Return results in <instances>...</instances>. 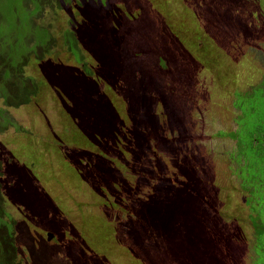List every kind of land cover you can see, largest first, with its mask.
<instances>
[{
	"label": "rangeland",
	"instance_id": "rangeland-1",
	"mask_svg": "<svg viewBox=\"0 0 264 264\" xmlns=\"http://www.w3.org/2000/svg\"><path fill=\"white\" fill-rule=\"evenodd\" d=\"M105 2L73 0L79 17L69 8L45 7L35 18L54 38L72 29L82 48L76 62L58 41L41 60L21 67L45 81L41 98L5 105L0 78V111L17 126L0 133V202L14 222V264H253L254 233L228 135L238 128V94L257 88L264 76V0ZM83 18L86 28L79 25ZM92 29L101 41L119 39L110 83ZM45 64L58 75L84 76L90 68L98 79L95 98L110 99L115 123L136 135V154L109 155L104 142L92 150L105 155L111 176L123 183L103 179L101 171L84 179L80 167L74 174L62 163L64 174L46 148L62 131L60 111L73 101L62 91L69 83L44 74ZM5 93L16 103V89ZM68 145L62 154L73 162L75 146ZM33 210L43 213L39 219ZM184 212L189 224L182 229ZM174 230L189 238L178 240Z\"/></svg>",
	"mask_w": 264,
	"mask_h": 264
},
{
	"label": "trees",
	"instance_id": "trees-1",
	"mask_svg": "<svg viewBox=\"0 0 264 264\" xmlns=\"http://www.w3.org/2000/svg\"><path fill=\"white\" fill-rule=\"evenodd\" d=\"M84 1L92 4L98 1L97 5H107L105 0ZM72 3L73 0H0V78L2 79L1 87L4 90L1 97H3L5 105L9 104L11 107H18L28 104L36 98H41V94L46 88L45 81L41 78L34 79L24 74L21 67L24 66L26 68L33 59L41 60L46 54L50 53V49L53 46H57L58 41L67 46V50L74 61L80 62L82 58L81 43L77 39L78 35L72 29H67L60 37L54 38L50 36V32L47 29L36 26L34 23L35 18L41 15L45 7L57 9L61 7L65 9L69 8V10H74L75 17H79L80 13L76 7L83 8L81 2H77L78 6ZM92 24L90 23V27H93ZM79 25H82L83 28L88 26L84 18ZM8 27L13 30L5 31ZM25 27L31 29V32H23ZM15 28L17 29V33H15ZM1 30H4V32ZM91 31L94 33L92 44L97 48V50L95 49L96 51L94 50L96 52V59L103 68V76L105 79L108 78L110 83L118 72L116 67L118 59H115L116 55L114 51L119 39L114 36L109 40L103 39L104 41H101L94 30L92 29ZM17 34L19 35L17 36ZM189 44L187 42V45ZM39 55L42 58H39ZM112 60L116 64L111 65L110 62ZM48 67V64H45L42 69V72L47 74L48 77H61L69 85H73V87H70L67 84L62 89L64 92L71 93V98L68 101H73V106L68 107V110L66 107L65 110L60 111L62 131L56 135L52 143L50 141L46 143L50 147H47L45 143L44 146L54 151L64 174L67 171L62 168V163L66 168L70 166L74 174L76 173L74 169L77 170L80 167L81 170L78 171V174L82 175L84 173V179L87 177L97 179L100 171L102 172L103 179H106L107 176H111L110 165L109 163L107 164L103 153L98 157L97 154L93 153L94 151L92 152L94 147L97 150L98 147H102L101 142H104L106 143L105 147L109 149V155L115 150L120 151L122 154L126 152L129 155L132 153L136 154L134 146L136 135L130 129L126 130L124 125L120 126L119 123H115V119L119 115L113 108V102L110 99L95 98L94 94L97 90L92 85L98 79H95V73L90 68L89 70H87L88 68H83L84 76H76L72 72L58 75L53 72V68L50 69ZM81 77H84V79L81 80ZM8 89H16V103L12 102L10 96L5 93ZM64 96L66 95L62 93L60 100H64ZM238 96L241 100L238 103L239 109L237 108L240 111V115L236 119L238 128L228 136L236 143V150L232 156L240 162L238 177L242 182L240 187L246 194V205L249 212L247 218L254 233L255 242L253 251L255 258L253 264H264V76L257 88L244 94L239 93ZM66 112L75 123H72L68 116L65 117L63 115ZM4 115L3 110H1L0 133L7 129V126L13 125L14 128H17V126L10 122V118L8 119ZM108 128L109 131L107 132ZM104 132L107 133L106 136L103 135ZM68 143L72 144L73 147L75 146L72 149L76 154L73 162L70 159L65 160L62 154L63 147L69 146ZM82 152L85 154L84 157H81ZM92 156H95V159ZM2 172L3 167L2 163H0V177H2ZM123 180L127 187H131L129 180L128 182L124 178ZM111 181L123 183L121 177L115 178L111 176L109 182ZM21 185L27 187L24 183ZM193 188L196 189V186L191 185L190 189ZM34 197L38 198L35 193ZM33 211L36 219H39L40 215L43 214L39 212L40 210ZM186 215L187 212H184L177 224L181 225L182 229L183 225L189 224L187 221L184 222L187 219ZM5 218L7 219L5 220ZM174 220L175 217L169 219L173 223ZM10 221V215L1 206L0 202V230L4 229L5 231L2 234L4 238L0 241V264H14L16 258L13 238L15 234L14 222L11 223ZM80 224H84V220ZM34 226H40L37 228L41 229V225L34 224ZM174 231L181 234L178 240L179 238L183 239L184 236L185 238H189V235L181 230ZM188 233L191 234V232ZM84 235L88 237L85 231ZM175 240L178 241L177 239ZM257 240H261V242L257 243Z\"/></svg>",
	"mask_w": 264,
	"mask_h": 264
},
{
	"label": "water",
	"instance_id": "water-1",
	"mask_svg": "<svg viewBox=\"0 0 264 264\" xmlns=\"http://www.w3.org/2000/svg\"><path fill=\"white\" fill-rule=\"evenodd\" d=\"M49 238H50V236H49Z\"/></svg>",
	"mask_w": 264,
	"mask_h": 264
}]
</instances>
